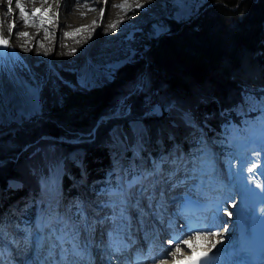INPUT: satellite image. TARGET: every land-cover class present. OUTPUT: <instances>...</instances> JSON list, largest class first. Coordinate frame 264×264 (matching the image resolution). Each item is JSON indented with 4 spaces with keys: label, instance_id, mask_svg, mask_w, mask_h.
I'll return each mask as SVG.
<instances>
[{
    "label": "trees",
    "instance_id": "16d2710c",
    "mask_svg": "<svg viewBox=\"0 0 264 264\" xmlns=\"http://www.w3.org/2000/svg\"><path fill=\"white\" fill-rule=\"evenodd\" d=\"M146 56L124 64L112 80L89 89L63 74L64 95L48 84L44 91L54 99L42 114L3 127L7 132L0 131V159L5 160L0 164V224L7 209L3 192L8 178L20 180L23 190L39 192L43 177L61 161L68 173L79 169L70 158L71 138L92 137L87 161L93 175L113 163L108 149L116 137L114 128L129 143L136 140L131 125L136 118L145 122L155 142L163 139L170 145L180 140L190 149L199 142L186 138L192 132L185 119L190 112L214 126L211 132L221 140L224 123L232 117L241 122L236 110L247 89L253 87L264 94V0H208L192 21L173 24L170 31L155 38ZM139 69L149 70L152 90L159 93L166 114L150 110L152 95H129L131 88L126 85L136 80ZM123 97L130 109L126 115L101 118L119 107L125 109ZM68 177H64L63 189L71 195L78 188L71 187ZM19 192L12 193L13 197Z\"/></svg>",
    "mask_w": 264,
    "mask_h": 264
},
{
    "label": "rangeland",
    "instance_id": "374dc122",
    "mask_svg": "<svg viewBox=\"0 0 264 264\" xmlns=\"http://www.w3.org/2000/svg\"><path fill=\"white\" fill-rule=\"evenodd\" d=\"M63 0L59 1L58 7L55 9V6L53 4H48L45 7H36V6H30L29 13L31 15V22L38 29V31H44L49 30L48 38L51 39L50 45L47 47V49H41L39 47L36 48V42L35 39H30L27 42V51L26 55L28 56V59L30 60V67L29 68L25 62H23L24 54H22L19 58H17L15 61L9 62V64L2 63L3 54L0 51V131L1 132H7L6 129L3 127L13 123L17 122L18 124H23L25 121L31 120L36 115L42 114L48 106L51 104V101H53L54 98H52L49 94H47L44 90L48 86V84L52 85L54 90L57 93H61L62 95L65 94L64 91V84L66 82L65 77H63V74L70 76V78H74L75 82L83 87V88H92L96 86L103 85L110 80H112L115 75L117 74V70L123 66L126 63H134L141 60L142 57L146 56L147 48L149 47L150 43L163 33H166L170 31L173 24L183 23V22H190L195 17H197L200 12L201 8L207 3L208 0H191V6L189 5V8H186L184 16H177L176 11L179 7L177 0H135V2H132V0H128L127 5L129 7L127 9L123 8V13L119 17H117L115 20H112L110 22H107L102 24L101 19V12L105 8V4L102 6L100 10L96 11L97 16L92 19V22L85 21L80 26H77L76 28H66L63 31H60L58 28H52L51 22L54 17V11L60 12L61 3ZM88 1V0H86ZM137 5H140V7H137ZM8 6V4H7ZM0 8H2L0 4ZM90 6H86V11L90 10ZM59 14V13H58ZM16 17V15L14 14ZM13 16V24L16 21V18ZM91 17V16H90ZM60 17L56 16V19L58 20ZM138 18V22L133 23L132 20ZM93 21H96L97 23L94 25ZM88 22V23H87ZM130 22V23H129ZM118 26L113 29L110 27V25L117 24ZM131 25L130 28L128 25ZM103 25V27H102ZM83 31L76 32L78 29H82ZM120 32V36L118 37V34ZM66 33H75V35L72 39H74L77 35L80 36L78 38H75L74 40H70V37L72 35H66ZM12 34L10 33V36ZM103 35L104 40L102 41L101 46L98 48H91L89 45L93 44L98 36ZM112 38V39H111ZM60 39L64 41L63 45L58 50V44ZM87 41V42H85ZM81 43V46H78V44ZM36 48V49H34ZM148 59V57H147ZM22 64L24 67H22ZM90 64H93L97 66L101 70V72L96 71L95 76L88 75L87 78H84L85 73H87ZM16 77V78H14ZM14 83H22L24 85L23 90L21 89L20 95H22L30 105V108H23V106L20 105L18 97L14 96L12 93L15 91V88L13 89L12 84ZM18 83V84H19ZM127 83L126 86H129L131 88V92L129 93H141L143 95L147 94V96H151L152 102L150 104V110L153 112V108L163 107L164 105L161 103V100L159 98V93L157 90H152V81L150 78V72L147 69H139L137 72L136 80L134 82ZM125 86V87H126ZM19 92V90L17 89ZM46 93V94H45ZM47 95V96H44ZM55 96V95H53ZM62 97V96H61ZM243 102L237 106L236 112L242 116L241 122L239 124H247L248 121H246L247 115L250 111H257L260 112V110L264 109V94H258L257 90L253 87H249L247 91L245 92V96L242 99ZM123 106L125 109L117 108L116 111L112 112L111 114L102 115L101 118L107 119L110 115H126L127 112L130 111L129 104L126 105V102L124 101V97L122 98ZM162 104V106L160 105ZM155 113V112H154ZM158 113V112H157ZM262 115L264 116V112L259 114L257 116V119H262ZM195 116V115H194ZM192 113H186L185 119L187 122H189L193 128L192 132H190L189 135L186 136L187 139H192L197 137H202V147L198 148V153L192 152V148L186 149L181 143V141L175 140L172 144L168 145L163 139H158L156 142L152 140L149 131L145 125V122L141 118H136L135 120H132V128L135 131L137 138L134 142H130V145H134L138 141V134L139 130L137 128H141L142 130H146L149 140L151 143L153 153L154 150L161 151L158 154H151L145 151L144 153L148 154V157L151 159V156L156 159H166L167 162L171 161L175 156H178L181 152L180 148H182L187 154H191L193 156H196L200 152L203 151L204 148L208 149L211 148L213 150L214 157H212V154L210 152H207L209 156H211L214 165L213 169L215 173L220 177L227 176L229 170L228 167H225V161L221 155H225L227 159H231V154H227L228 150L230 148H226L224 150L220 149L217 142L212 141L209 138V135L207 134L206 129H209V133L211 131L215 132L214 126L207 122H203L201 119L194 117ZM254 122V121H253ZM200 123L206 124L208 126L202 127ZM229 122H226L228 124ZM144 125V126H141ZM225 124V123H224ZM22 126V125H21ZM225 126V125H223ZM225 129V127H223ZM227 126V125H226ZM243 127V126H242ZM247 128V126H245ZM230 128L234 131H236L237 127L232 126L230 124ZM114 134L115 136L120 135L121 133L117 128H114ZM83 133V132H82ZM90 134V132H87ZM85 134V133H84ZM126 134V133H125ZM124 134V135H125ZM205 134L206 135V141H205ZM83 135V134H82ZM199 135V136H196ZM44 137H47L46 135H43ZM218 136V134H217ZM70 138V137H69ZM242 140L244 137H241ZM65 139V137H64ZM67 140H70L66 138ZM226 139V138H225ZM71 141L73 143L72 152L70 155L71 160L79 167V169L74 172L68 174L69 178V184L71 187L78 188V192L68 195L64 192L63 186H57L58 192L62 194L61 196L64 198L65 202V208L64 211L68 214L67 218L69 217V222L67 224H70L68 226V230L74 229L76 226L77 232L76 235L81 236L82 234H87V225L89 217L85 218V216H89L90 214V221H95L98 219V214H94V211L91 209H94L92 205H96L99 209L102 204V198L99 200H96L97 197H100V194L105 192L104 189H107V186L101 187L103 184H106L110 182L109 188L112 186L111 181L116 179L117 183H120L123 178V173L125 171V166H123V163H118L117 161V155L120 154V149L118 145L126 144V146H129L127 143V138L125 137L124 140L117 139V141H114V143L109 147L108 150L111 152V157L113 164L111 167L108 165L101 166L99 169V174L93 175L92 172L93 169L90 167L87 158L89 157V149H90V142L92 141V137L90 136H78L76 138H71ZM130 141V140H129ZM198 145V144H197ZM222 145V143H221ZM176 148V151L173 150L174 147ZM181 146V147H180ZM185 149H184V148ZM201 149V150H200ZM235 149V147L233 148ZM167 153V155H166ZM129 154V155H128ZM127 156L130 158L132 152L129 151ZM169 154V155H168ZM183 157L184 153H181ZM167 156V157H166ZM177 158V157H176ZM174 158V159H176ZM187 158V157H185ZM128 165L126 166V170L128 171V176L130 177L135 172L138 174V168L135 164L131 163L130 159H128ZM5 160L0 159V164L4 163ZM228 161V160H227ZM127 162V161H126ZM206 162V160L204 161ZM199 162V163H204ZM223 162V163H222ZM222 164V165H219ZM224 164V165H223ZM60 164L57 165V167H54L51 170V173L48 177H45V179L49 182H54V176L57 180L56 175V168H59ZM221 166V167H219ZM62 167V166H61ZM199 168V167H197ZM119 171L117 174V170ZM200 169V168H199ZM111 170L115 171L111 175ZM131 170V171H130ZM227 170V171H226ZM97 171V170H96ZM218 171H220L218 173ZM208 172V169H207ZM226 173V174H222ZM117 174V175H116ZM136 174V175H137ZM223 175V176H222ZM114 177V178H112ZM212 178V176H209ZM178 178V176H177ZM44 177L42 179L45 180ZM101 187V188H99ZM47 188V186H46ZM45 188V189H46ZM39 192H34L32 190L26 191L22 189L21 181L16 178H8V180L5 182L4 185V197L7 199V209L4 212V220L3 223L0 224V241H4L1 244H7L8 246H13V243L15 242L16 238L19 240V245L17 244L13 246V249L19 250V248L22 246L21 249H27L28 245H26V241H33L29 237L33 238V235L35 233L36 227L39 226V223L43 219H47L45 217V212L47 210V200H43V196L45 194V189L41 188ZM99 189V190H98ZM103 189V190H102ZM111 189V188H110ZM108 189V190H110ZM21 191L16 196L13 197L12 193L15 191ZM47 190V189H46ZM96 190V191H95ZM101 192V193H100ZM59 196V200L61 198ZM172 195L170 198H172ZM48 198V197H47ZM225 201L221 205L224 206L223 209L227 210V214L230 213V205L231 201H228L226 197H224ZM58 200V199H57ZM41 201L44 202V205H41ZM73 201L75 203L74 206H76L73 209V205L70 206V202ZM63 203V202H61ZM54 205H51V207ZM86 211V213H85ZM53 212V211H52ZM228 218V216H227ZM5 226V230L4 227ZM72 228V229H70ZM21 233V234H20ZM193 233L194 232H190ZM190 233H186L184 236H187ZM3 236V237H2ZM83 236V235H82ZM81 236V237H82ZM183 236V238H184ZM16 237V238H15ZM97 237H100L97 235ZM83 238V237H82ZM166 239L163 237V240ZM196 237H193L189 242H197L199 239H196ZM99 241V240H98ZM168 241V240H167ZM100 242V241H99ZM25 243V244H24ZM162 243V240H161ZM166 246L167 242L162 243ZM32 245V244H31ZM100 245V244H97ZM106 245V244H104ZM184 245V244H183ZM33 246V245H32ZM169 247V250H175L178 245H167ZM184 247V246H179ZM186 247L188 248V245L186 244ZM27 249V256L30 255V250ZM10 249V248H5ZM102 248H99L101 250ZM193 249V248H192ZM89 252H97L96 249H91ZM101 252V251H100ZM112 252L105 251L101 254V257L104 258L106 256H109ZM96 255V254H95ZM112 255V254H111ZM160 257H165L164 253H161ZM101 258V262L102 259ZM113 258V257H112ZM157 258L154 257L152 259H149V263L156 262ZM115 259V258H113ZM112 261V259H110ZM104 261V260H103ZM108 261V260H107ZM158 261V260H157ZM105 262V261H104ZM121 262H108L107 264H121Z\"/></svg>",
    "mask_w": 264,
    "mask_h": 264
},
{
    "label": "bare ground",
    "instance_id": "6f19581e",
    "mask_svg": "<svg viewBox=\"0 0 264 264\" xmlns=\"http://www.w3.org/2000/svg\"><path fill=\"white\" fill-rule=\"evenodd\" d=\"M59 1L60 0H12L11 5H9L8 0H0V4L2 6V8H0V51L3 54V64H9V62H12L13 60L15 61L22 54L26 55V51L28 48L27 42L30 39H35L36 48L39 47L42 50L47 49V47L50 45V42L52 44L51 39L48 38V34L50 31L44 30L39 32L38 29H36V27H34V25L32 24V17L29 13V8L33 5L36 7H45L48 4H53L56 9L59 5ZM132 2H135V0H132ZM17 3L22 5L23 10L16 7ZM125 3H128V0H63L61 3L60 12H57L56 10L54 11L55 19H53V21L51 22L52 28L50 30L58 28L60 31H63L66 28H76L87 20L91 23L92 19L97 16L96 11L100 10L104 4L105 8L103 10L102 24H107V22L115 20L121 15V13H123V8L119 6ZM177 3L179 7L177 8L176 15L182 17L185 14L186 8H189V5L191 6V0H177ZM87 5L91 7L89 11H86L85 9ZM8 7H11L12 9L10 13L7 11ZM14 14L16 15V17L14 16ZM13 16L16 18L14 24L12 22ZM56 16L60 18L57 20ZM138 20V18H135L132 20V22L135 23L138 22ZM128 26L130 28L131 25L129 24ZM20 32L27 33L28 35H20ZM10 33L12 34L11 36ZM74 36L75 35L72 34L70 40H74L75 38L80 37L77 35L74 39H72ZM119 36L120 32L118 34V37ZM103 37V35L98 36L97 40L89 46L91 48H98L99 46H101L102 41L104 40ZM5 41L7 42V46H5L4 44ZM63 43L64 41L60 39L58 50L63 45ZM78 46H81V43L78 44ZM22 61L25 62L29 68H31L29 63L30 60L28 59L27 55L24 56ZM22 67H24L23 64ZM96 71L101 72V70L97 68V66L90 64V67L87 73H85L84 78H87L89 74L92 77L95 76ZM18 83L13 82L12 87L13 89L15 88V91L12 94L18 97L20 105L23 106V108L29 109L30 105L28 104L27 100L22 95H20V91L21 89L23 90L24 85L22 83ZM17 89L19 90V92L17 91ZM259 120L260 119H258V121ZM261 120L264 123L263 115ZM141 126L143 125L141 124ZM223 127H225V129L223 128V138L227 142L228 147H231L227 154L232 155L234 153L233 148L237 147L235 138L239 135H232V132H235V130L231 131L230 126H226L225 124V126ZM236 127L238 128L240 127V125H236ZM252 128V126L243 128L242 130H240V132L242 133V136H240L243 137L244 133L251 132ZM137 130H139L138 141L130 147L120 145L121 155L117 158V161L119 163H123V166H125V171L123 173L121 182L114 188L116 192L121 187H126L127 184L134 178L140 179L139 183L134 184L131 189H128L129 193L131 194L129 197L131 203L127 205L122 219L118 215L120 211V208L117 204L118 197L114 195L115 192L113 189L108 190L110 189L109 184H103L101 187L107 186V189H104L105 192L100 194V197L96 198V200L102 198L101 207L99 209L96 205H92L94 209H91L94 211V214H98L99 217L97 220L91 222L90 214H88L89 216H85V218L89 217V219H87L88 230L86 235H81L83 237L82 238L81 236L74 234V230L70 231L67 229L68 226H70V224H67L69 222V217L67 218V215L69 214L68 210L66 213L64 211V208L61 207L62 199L60 198L59 200V196H61L62 194L57 192V200V195L52 192L50 187L47 185V188L45 187L47 190L45 189V194L42 195V198L44 200L48 199V206L45 212V217L47 219L41 220L39 226L34 228L35 233L33 235V238L29 237L33 241H26V245H28L27 249H31V247H33L32 250H30V255L27 256V249H21L23 245L19 248V250H16L17 244L19 245V240L15 237L16 240H14L15 242L13 243V246L16 245L15 250L13 249V246H8L5 243L0 245V264H26L27 262L28 264H38V258H43L44 256H46L47 251H50L49 256L48 259H44L45 261L43 264H61V262L65 261L66 257L75 259V257H77L75 253L79 251L80 254L81 248L87 253H89V249L97 250V252H93L92 254L94 256V259L92 258L91 261L93 262V264H107L109 261L121 262L122 259L127 260L128 256L137 258L140 255L144 256L146 258V261H149L148 259H151L154 256H157L159 258H157L158 261L156 260V262L154 263L139 261V263L134 264H174L179 259L186 258V256L189 255L194 249L203 248L205 250H209L212 247V244L218 246L219 244H222L227 239H229L232 227L230 229H227L228 226H226V222H224V219L225 217H227L228 211L222 209L218 211V218L214 220L209 219L203 228L193 229L192 231L194 232V234L190 233L187 236H184V238L182 237L178 239L177 241L172 240L170 237H165L166 239L163 240V236L168 232L167 228L163 224V227L159 230L161 238L156 237L152 243V247L150 248V250H147V246L150 241H145V234L146 232H149L151 228L152 230H154V220L157 217H161L162 222L166 223V219L168 217L172 218L171 216H174L171 211L170 215H167L165 211V209L169 206L167 205V203L171 199L170 196L174 189L181 188L182 190H184V188L192 187V183L197 182H204L205 184L210 183L209 186L205 185L203 186V188L204 190L213 193L210 196H213L216 199H221L215 204L216 208H219V204L224 203L223 197L225 196L233 197L235 198V200L241 198L240 195H237V190L239 189V182L244 184L245 180L242 177L243 175L241 176L237 172L238 161H234V159L230 161L231 159H227L224 154L221 156L226 159L223 161H225V167H228L227 170L229 171L226 173H228V177L230 178L227 179V176H225L224 178L220 177L219 174L217 175L212 166L214 165L213 160L211 156L207 154V152H210L212 154V157H214L213 150L211 148H204L203 151L196 156L187 154L182 148H180L181 152L177 151V153L180 154L174 157L177 158H173L169 162H167L166 159L160 158L154 159L152 157L150 159L148 157V154L144 153L145 151L150 153L152 150L149 136L145 129L142 130L141 128H137ZM206 131L209 135V138L212 141L217 142L220 149L224 150L220 146L219 138L213 134H210L208 130ZM207 134H205L204 136L205 141ZM201 145H203L202 137H199V144L195 147V149L202 147ZM176 148L178 147L175 146L173 150L176 151ZM128 150L132 151L130 158L127 156ZM181 153H184V156L187 158L183 157ZM236 153L237 151L234 154L236 155ZM128 159H130L131 163L135 164L139 169L138 174L136 173L137 175L135 174L130 178L128 177V172L126 170V166L129 162ZM205 160L206 162H204ZM197 167H199L200 169ZM200 175L202 176L199 179L196 178L194 180H190L192 176L199 177ZM209 176H212V178H210ZM237 178H239V180ZM181 180H184V183H181ZM181 194L177 191L172 195L180 196ZM51 205L54 206L51 207ZM234 205V201H231V209L229 210L230 213L232 212ZM158 210L160 211V213H158ZM52 211H55V215L58 214V216L53 218L54 215H52ZM147 211L149 212L150 217H148L149 215ZM162 217L165 220H163ZM158 223H160V221H158ZM124 225H126L127 227H123ZM181 226L185 227L186 225H183V223H179L177 225V229H180ZM205 229H210L211 232H218L219 235H211L208 232L203 231ZM109 231H112L113 234V236L110 237V241L116 248L104 245V243H108ZM185 233L188 232L184 231L183 234ZM154 234L155 233H150L149 235L153 236ZM97 235H99L100 237H97ZM197 235H199V240L197 241L196 238L195 240L197 242H190V244L192 245V247L190 248H187L186 244H177V242L180 240L190 241L193 237H197ZM161 240L162 243L163 241L164 243L167 242L166 246L161 243ZM217 241L219 242L217 243ZM2 242L4 241H0V243ZM170 243L171 245L184 246L180 247L181 251L177 253L175 257H172L170 255L171 252L175 251L169 250V247L167 245H170ZM128 244H131V246H129L128 249H125ZM99 248L102 249L99 250ZM108 250L112 252V255L110 254L109 256L102 258L101 254ZM161 253H164L165 257H160ZM112 257L115 259H113ZM70 258L69 260H72ZM101 258L105 262L103 260L101 262ZM110 259H112V261ZM133 261L138 262L137 260ZM75 262L78 263L79 261L75 259ZM121 264H126V262L122 261Z\"/></svg>",
    "mask_w": 264,
    "mask_h": 264
},
{
    "label": "snow or ice",
    "instance_id": "6c2138e0",
    "mask_svg": "<svg viewBox=\"0 0 264 264\" xmlns=\"http://www.w3.org/2000/svg\"><path fill=\"white\" fill-rule=\"evenodd\" d=\"M11 3H12V0H8V4L11 5ZM16 7L17 8H21V10H23L22 5H20L19 3L16 4ZM119 7L127 9L129 7V5H127V3H125V4L120 5ZM137 7H140V5H137ZM11 10H12L11 7H8L7 11L9 13L11 12ZM102 18H103V11L101 12V19ZM96 23H97L96 21H93L94 25ZM117 26H118V23L110 25V27L113 28V29H115ZM10 31H11V29H10ZM80 31H83V28L76 30L77 33L80 32ZM19 34L20 35H24V36L28 35L27 33H23V32H20ZM72 34H75V33H66V35H72ZM4 44H5V46H7V42L6 41L4 42ZM252 163L256 164V161L254 160ZM257 167H261V165H257ZM247 171L253 172L254 168L253 167H248ZM261 174H264V173H261ZM139 182H140L139 178H134L132 181H130L127 184L126 187H121L116 193H114V195H116L118 197L117 204H118V206L120 208V211H119L118 215L120 216L121 219L124 216V213L126 211L127 205L131 203V201L129 199L131 194L129 193L128 189H131L134 184L139 183ZM260 186L264 187V182H262ZM228 215H231V213H228ZM203 231L208 232L211 235H219L218 232H211L210 229H205ZM196 238L199 239V235H197ZM218 242L219 241H217V243ZM181 243L182 244H187L189 247H192V245L189 244V242L187 240H180V241L177 242L178 245L181 244ZM212 247L215 248V244H212ZM180 251H181L180 247L177 246L175 251L171 252L170 255L172 257H175V255L177 253H179ZM207 257H208V253H204L203 264H209V261H208ZM193 264H198V261H193Z\"/></svg>",
    "mask_w": 264,
    "mask_h": 264
},
{
    "label": "water",
    "instance_id": "95a60500",
    "mask_svg": "<svg viewBox=\"0 0 264 264\" xmlns=\"http://www.w3.org/2000/svg\"><path fill=\"white\" fill-rule=\"evenodd\" d=\"M160 105L162 106V104L160 103ZM159 106V105H158ZM156 106V108H153V112H155L156 114H159V115H164L167 113L166 110H163V107H158ZM158 112V113H157ZM111 114V113H110Z\"/></svg>",
    "mask_w": 264,
    "mask_h": 264
}]
</instances>
